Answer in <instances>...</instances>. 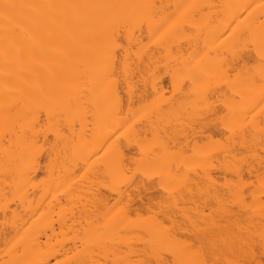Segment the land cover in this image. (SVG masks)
Listing matches in <instances>:
<instances>
[{
	"label": "bare ground",
	"instance_id": "bare-ground-1",
	"mask_svg": "<svg viewBox=\"0 0 264 264\" xmlns=\"http://www.w3.org/2000/svg\"><path fill=\"white\" fill-rule=\"evenodd\" d=\"M260 259L264 0H0V264Z\"/></svg>",
	"mask_w": 264,
	"mask_h": 264
},
{
	"label": "rangeland",
	"instance_id": "rangeland-1",
	"mask_svg": "<svg viewBox=\"0 0 264 264\" xmlns=\"http://www.w3.org/2000/svg\"><path fill=\"white\" fill-rule=\"evenodd\" d=\"M219 177H221V176H219ZM219 180L221 181V183H223V182H224V178H223V176H222V178L219 179ZM260 258H262V257L260 256ZM260 260H262V259H260ZM260 260H259V261H260ZM253 264H256V263H253ZM259 264H264V260H262V262L260 261Z\"/></svg>",
	"mask_w": 264,
	"mask_h": 264
}]
</instances>
